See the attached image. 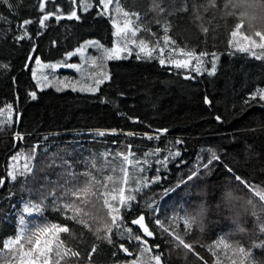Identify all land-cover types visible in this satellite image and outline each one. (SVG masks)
Listing matches in <instances>:
<instances>
[{"label": "trees", "instance_id": "trees-1", "mask_svg": "<svg viewBox=\"0 0 264 264\" xmlns=\"http://www.w3.org/2000/svg\"><path fill=\"white\" fill-rule=\"evenodd\" d=\"M45 2L48 10H54L52 0ZM59 2L64 11L69 10V0ZM91 2L96 4L98 0ZM119 2L126 10L139 12L151 23L153 31H159L155 14L150 11L153 0ZM188 2L190 5L191 0ZM12 3L14 14L0 5V14L6 17L0 21V64L8 65L7 69L0 68V107L6 102L15 104L22 121L0 129V175L6 177L9 159L16 152H27L33 145H38L39 150L33 161L34 176H29L26 182L24 177H18L16 181L6 180L0 185V249L3 240L16 233L15 212L20 203L37 202L42 191H51V185L57 181L63 183V169L49 167L54 154L68 160L78 174L91 170L94 175L102 177L113 174V169L119 173L121 159L115 153H127L131 145L140 160L150 149H161L160 154L150 157V166H145L147 175L157 174V158L163 160L169 150L181 151L180 157H170L166 166H159L162 179L158 184L152 186L151 191L145 189L138 194V199L133 202L138 205V211L146 212L144 200L155 195L160 204L158 215L166 223V217L174 214L202 212L200 224H193L184 237L193 245V252L168 243L171 237L161 235L159 230L153 237L146 238L151 254H162V264H232V246L237 244L252 248L257 264L264 262V248L252 247L264 240V233L260 232L257 223L258 219L264 220V211L259 207L264 201H259L258 196L236 181L224 167L228 165L250 185L264 189V108L258 105L248 107L244 103L254 88L264 87V62L244 53L229 54L228 32L236 18L224 16L226 0H216L218 10L203 12V23L210 28L207 34L200 30V21L193 20L191 11L167 17L171 21V34L178 44L197 53H209L204 58L208 61L205 68L210 67V54L216 53L217 70L213 76H208L206 71L197 75L194 71L162 67L155 58L137 60L134 53L127 59L110 61L106 68L110 80L92 94L34 88L31 71L25 68L26 62L32 65L34 62L27 61L31 44L28 39L15 43L14 35L19 34L17 27L23 19L34 21L28 26L34 33L42 13L38 0H12ZM184 3L185 0H162L169 12H175ZM78 14L82 17L79 21L65 19L57 22L50 18L42 35L34 37L38 44L36 55H41L44 63L62 61L66 51L73 50L84 40H99L105 47H111L109 20L97 16L95 8L89 12L78 9ZM53 40L57 41L56 45L52 44ZM189 75L194 78L185 79ZM30 88L37 91V99L27 97ZM205 95L211 100L210 105L203 103ZM216 116L221 117L220 122ZM159 128L168 130L159 139L148 140L143 136L145 132L156 135L155 130ZM110 129H116V134L108 131ZM98 130L106 134L98 136L95 134ZM16 131L25 135L23 141L13 140ZM128 132L137 135L128 136ZM177 139L182 143L177 145ZM209 149L221 159L214 161L207 172L201 167L198 179L187 181L189 170L196 167L198 156L200 161L207 163ZM93 163L96 167L90 168ZM181 178L185 184L177 188ZM164 188L175 191L163 196ZM249 199L257 202L256 215L252 214L251 208L245 211L242 206ZM46 203L49 206L41 217L31 220L30 228L43 223L68 225L71 235L61 233L60 238L68 247L82 253L80 264H87V252L91 251L93 243L98 248L93 264H125L126 260H134L139 255L138 242L129 240L125 234L123 242L132 255L119 253L117 260L112 255L116 249L97 240L94 231L65 219L73 214L71 211L61 213L51 206L50 200ZM128 212L125 210V215ZM126 225L130 226V219ZM132 227L136 234L143 235L138 226ZM149 227L150 230L157 229L154 222ZM175 228L184 233L182 221ZM113 238L119 240L114 233ZM156 244L159 248L154 247ZM0 264H9V258L0 259ZM73 264H76L75 259Z\"/></svg>", "mask_w": 264, "mask_h": 264}, {"label": "snow or ice", "instance_id": "snow-or-ice-1", "mask_svg": "<svg viewBox=\"0 0 264 264\" xmlns=\"http://www.w3.org/2000/svg\"><path fill=\"white\" fill-rule=\"evenodd\" d=\"M39 12L42 13L38 18V28L34 33L28 28L33 24L32 19H23L18 24L17 32L14 35V42L19 44L23 40L28 39L31 44V50L28 53L27 61L35 62V66L26 62L25 68L30 69L32 80L34 81V88L43 90L49 86H55L56 91H61L63 87H70L73 92L81 91L88 93H95L98 91L100 85L105 81L110 80V74L103 71L104 61L127 59L133 53L135 58L141 60L147 58L149 60L156 59L158 63L164 67L168 65L175 69H188L189 72L194 71L200 75L202 71H206L208 76H213L217 70L218 56L215 52L211 53L210 67L205 68L206 61L204 58L209 56L207 51H196L187 47H182L171 34V21L167 19L176 13H188L191 11L194 21H200V30L207 34L210 28L203 23V12L216 9V0H206V2L198 3L197 0H191L189 5L188 0L175 9V12H169L163 6L162 0H153L150 11L155 14L154 21L159 31H153L151 23L146 20L139 12L126 10L121 6L119 0H98V3L93 4L91 0H69L70 8L67 11L62 9L59 0H52L54 10H48L45 0H38ZM0 5H3L9 12L14 14V6L12 0H0ZM95 8L96 15L106 17L112 26V45L105 47L99 40H84L77 47L71 51L64 53L62 61L44 63L41 55H36L38 44L34 37H40L42 30L49 26L50 18L60 22L62 20L79 21L82 17L78 14L80 12H89V9ZM90 14V13H89ZM224 16H233L236 22L232 25L228 32L227 45L229 54L234 55L236 52L244 53L249 57L264 62V0H226L224 5ZM118 17L122 18V22ZM6 20L0 14V21ZM10 23V22H9ZM258 38V39H257ZM53 45L57 41H52ZM94 48L100 53L99 56L87 55V49ZM259 49V51H256ZM167 50V54L166 53ZM159 55H156V53ZM80 56L81 63H71L69 59L73 56ZM183 57V58H178ZM195 62L194 67H190ZM91 65L92 70L87 76V86H84L86 81L72 82L68 77L63 80L56 76V71L60 68L73 69L81 73L83 76L85 65ZM0 68L7 69L8 65L0 64ZM40 70H49L50 75L38 72ZM95 69H100L99 72ZM194 78L192 76H185V79ZM78 85H80L78 87ZM27 97L35 100L37 99V91L31 88L27 91ZM103 103L104 101L101 100ZM205 105H210L211 100L207 95L203 98ZM245 105L252 107L258 105L264 108V87L258 86L249 92L247 99L244 101ZM217 122L221 121L220 116L215 118ZM22 121V116L18 107L13 103L6 102L3 107H0V129H5L13 124H19ZM112 134H116V129L108 130ZM166 128L156 129V135L143 133V136L148 140L159 139L163 133L167 132ZM98 136H104L105 131H97ZM128 136L137 135L134 132L126 133ZM13 140L23 141L25 135L20 131L13 134ZM177 145L182 141L177 139ZM39 150L38 145H33L27 152L21 150L12 155L6 168V177L0 175V185L4 184L6 180L16 181L18 177H24L25 182L29 176L35 175L33 166L34 158L37 156ZM209 157L207 163L200 161L197 158L196 167L190 169V174L187 175V181H193L194 178H199L200 168L203 167L205 172L210 168L214 161H219L220 156L213 150L209 149ZM161 153L159 147L150 149L144 153L143 160L137 159L136 154L131 150V145L128 146V151H119L115 153L117 158L121 159V166L119 173L113 169V174H105L102 177L94 175L91 170L78 174L73 165L66 159L58 157L54 154L51 158L49 167H59L63 169L61 173L63 183L59 181L51 185V191L46 189L41 192L40 199L37 202L29 200L23 205L22 212L27 214H42L49 206L47 201L50 200L51 206L58 212L66 213L71 211V216H65V219L73 220L82 225L84 229L94 231L96 239L105 241L116 251L112 253L114 257L119 260V253H124L126 256H131L129 247L125 246L123 242L125 234L129 240L134 239L140 246V253L134 260H126L125 264H162V254H151V249L146 238L153 237L156 230H159L161 235L166 234L171 237L168 243L174 245L176 248H182L188 252H193V245L184 238L187 231L193 224H200L202 212H197L195 215L185 212L184 215L174 214L166 217V221L161 220L158 213L160 204L157 202L156 196L144 200L143 207L147 211L139 210L138 205L133 202L138 199V194L145 189L151 191V187L158 184L162 179L159 174V166H166L169 158L175 159L181 156V151L169 150L168 155L164 156L163 160L157 158L155 160L157 167L155 175H147L150 166V157L157 156ZM103 155L107 156L108 153ZM23 159V164L13 163L19 162ZM59 160V163L57 161ZM183 163V160H181ZM89 167L86 163V168ZM93 163L90 168H95ZM228 173L235 177V180L249 191L253 192L255 196L259 197V201H264V189L257 188L250 185L246 178L237 175L233 168L224 165ZM83 177V180L81 179ZM47 180V177H45ZM185 184L183 178L177 184ZM42 188L44 186L42 185ZM103 189V191H101ZM175 189L164 188L163 196H168L169 192ZM230 195V194H229ZM103 201L101 204L100 201ZM247 211L252 209V214L256 215L257 202L249 199L246 204L242 205ZM260 210L264 211V204H261ZM125 210H129L125 215ZM138 214H134L137 213ZM150 217V219H149ZM130 219V226L126 222ZM147 220V223H146ZM180 221L184 225V233L176 230L175 225ZM157 229L150 230L149 224L153 223ZM257 223L260 225V232L264 233V220L258 219ZM132 226H138V231L143 235L136 234ZM61 233H70L68 225L63 223L58 224H38L28 228L25 218L21 215L18 219V227L14 236L7 237L3 240V248L0 249V259L11 257L9 264H73L75 259L76 264H80L82 253L76 249L73 250L68 247L66 243L60 238ZM113 233L119 240L113 238ZM43 237V239H41ZM154 247L159 248L156 244ZM228 247V245H225ZM252 247L264 248V240L258 244H253ZM7 250V251H4ZM98 251L95 243L91 246V251L87 252L89 257L87 264H93L94 253ZM233 260L232 264H257V261L252 255V248L241 247L238 244L232 246ZM264 264V262H260Z\"/></svg>", "mask_w": 264, "mask_h": 264}, {"label": "rangeland", "instance_id": "rangeland-1", "mask_svg": "<svg viewBox=\"0 0 264 264\" xmlns=\"http://www.w3.org/2000/svg\"><path fill=\"white\" fill-rule=\"evenodd\" d=\"M118 19L121 20L122 22V18L118 17ZM258 39V38H257ZM110 48V47H109ZM256 51H259V49H257ZM87 55H91V56H99L100 53L96 51V49L94 48H88L87 49ZM134 54V53H133ZM167 54V51L166 53ZM159 55V53H158ZM178 58H183V57H178ZM113 61V60H111ZM69 62L71 63H81V57L80 56H73L69 59ZM110 61H104V68H103V71H106L107 72V64L109 63ZM33 66H35V62H33ZM165 66H168V65H165ZM195 66V62H193V65H191L190 67H194ZM85 68V71H84V74L83 76L81 75V73L77 72L76 70H73V69H66V68H60L56 71V76L58 78H60L61 80H63L64 77H68L72 82H77V81H86V78L88 75H90V72L92 70V66L89 64V65H85L84 66ZM185 72H189L188 69H183ZM95 71L99 72L100 69H95ZM38 72H43L44 74H48L50 75L51 73L49 72V70H40L38 69ZM32 76V74H31ZM87 83H90V81H86L85 85L84 86H87ZM80 85H78L79 87ZM61 88L62 90L61 91H65V90H71L70 87L68 88H65L63 87V85H61ZM45 89H54L56 90L55 86H49V87H46L44 88L43 90ZM41 91V90H40ZM72 91V90H71ZM76 92H79V93H83V94H92V93H88V92H81V91H76ZM23 159H21L19 162H16V161H13V163H19L20 165L23 164ZM27 203V202H24V203H20L19 205V208L17 209V211L15 212V223H16V227H18V219L21 215L24 216L25 218V222H26V225L28 228H30L31 226V223L33 220V218H39L42 216V214H36V213H32V214H27V213H23L22 212V208H23V205ZM41 239H43V237H41ZM4 251H7V250H4ZM9 258V261L11 260V257H8ZM16 264H19L18 260L16 261Z\"/></svg>", "mask_w": 264, "mask_h": 264}]
</instances>
